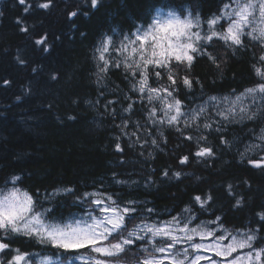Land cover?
Here are the masks:
<instances>
[{
	"label": "trees",
	"instance_id": "trees-1",
	"mask_svg": "<svg viewBox=\"0 0 264 264\" xmlns=\"http://www.w3.org/2000/svg\"><path fill=\"white\" fill-rule=\"evenodd\" d=\"M233 0H0V195L27 191L33 211L53 224L99 215L93 193L130 210L104 242L129 240L104 255L93 244L67 248L13 227L0 228L3 264H144L172 242L133 236L190 208L194 224L217 221L256 233L264 247V103L255 116L171 124L169 110L137 89V68L104 65L98 49L152 21L159 9L206 25ZM225 30V19L218 24ZM264 42L215 37L191 60L145 68L149 86L191 110L214 96L264 84ZM208 115V114H207ZM221 121V122H220ZM24 256V262L15 257ZM90 258V261L82 260ZM261 264H264L261 263Z\"/></svg>",
	"mask_w": 264,
	"mask_h": 264
},
{
	"label": "rangeland",
	"instance_id": "rangeland-1",
	"mask_svg": "<svg viewBox=\"0 0 264 264\" xmlns=\"http://www.w3.org/2000/svg\"><path fill=\"white\" fill-rule=\"evenodd\" d=\"M225 19L227 27L218 24ZM245 35L264 42V0H233L222 13L211 18L206 25L192 16L184 17L173 10L159 9L152 21L139 25L132 33L117 40L109 37L98 52L104 65L113 63L137 68L141 73L137 89L147 99L160 102L169 110L171 124L188 125L201 117L217 115L228 123L244 121L255 116L264 103V84L248 88L235 96H214L191 110H184L175 103L172 95L149 86L145 68L149 65H166L171 59L191 60L204 43L215 37L240 43ZM264 77V70H259ZM213 111V114L210 113ZM208 114V115H207ZM220 121V122H221ZM264 146V132L249 145V154L259 152ZM100 210L99 215L76 224H53L43 215L33 211V198L25 190L11 186L0 195V228L13 227L26 235H34L48 242L67 248L93 244L104 255H113L130 243H104L110 234L122 227L129 209L114 203V199L93 193ZM195 217L187 208L183 214L161 223L139 226L133 236L169 238L170 245L163 247L155 257L144 264H261L264 247L254 248L256 233L233 232L217 221L194 224ZM5 245L0 241V264ZM24 262V256H16ZM90 261V258H82ZM26 264H32L27 262ZM36 264H56L51 257H41ZM93 264H114L96 259Z\"/></svg>",
	"mask_w": 264,
	"mask_h": 264
}]
</instances>
